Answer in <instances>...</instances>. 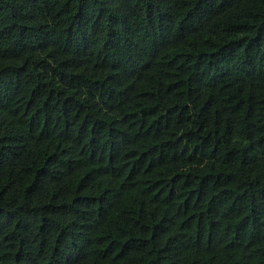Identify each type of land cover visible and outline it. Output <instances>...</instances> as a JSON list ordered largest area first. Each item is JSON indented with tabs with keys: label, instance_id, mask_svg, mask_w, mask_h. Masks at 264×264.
Listing matches in <instances>:
<instances>
[{
	"label": "trees",
	"instance_id": "1",
	"mask_svg": "<svg viewBox=\"0 0 264 264\" xmlns=\"http://www.w3.org/2000/svg\"><path fill=\"white\" fill-rule=\"evenodd\" d=\"M0 264H264V0H0Z\"/></svg>",
	"mask_w": 264,
	"mask_h": 264
}]
</instances>
